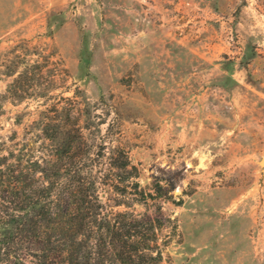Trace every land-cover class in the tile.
Masks as SVG:
<instances>
[{
    "label": "rangeland",
    "instance_id": "1",
    "mask_svg": "<svg viewBox=\"0 0 264 264\" xmlns=\"http://www.w3.org/2000/svg\"><path fill=\"white\" fill-rule=\"evenodd\" d=\"M72 160L162 264H264V0H0V195Z\"/></svg>",
    "mask_w": 264,
    "mask_h": 264
},
{
    "label": "trees",
    "instance_id": "2",
    "mask_svg": "<svg viewBox=\"0 0 264 264\" xmlns=\"http://www.w3.org/2000/svg\"><path fill=\"white\" fill-rule=\"evenodd\" d=\"M73 148L69 143L64 155L56 157L55 166L67 154L74 158ZM118 153L120 161L113 168L128 171L126 152L119 149ZM59 169L60 175L64 171L66 185L56 188L63 195H56L52 206L26 199L24 188L13 193L12 199L0 195L4 204L20 199V205L8 207L10 211L0 209V264H162L161 253L154 255L151 247L158 228L151 218L147 219L150 238L137 231L144 219H134V224L102 219L96 181L73 160Z\"/></svg>",
    "mask_w": 264,
    "mask_h": 264
},
{
    "label": "water",
    "instance_id": "3",
    "mask_svg": "<svg viewBox=\"0 0 264 264\" xmlns=\"http://www.w3.org/2000/svg\"><path fill=\"white\" fill-rule=\"evenodd\" d=\"M261 163H264V160Z\"/></svg>",
    "mask_w": 264,
    "mask_h": 264
},
{
    "label": "bare ground",
    "instance_id": "4",
    "mask_svg": "<svg viewBox=\"0 0 264 264\" xmlns=\"http://www.w3.org/2000/svg\"><path fill=\"white\" fill-rule=\"evenodd\" d=\"M264 164V163H263ZM264 166V165H263Z\"/></svg>",
    "mask_w": 264,
    "mask_h": 264
}]
</instances>
